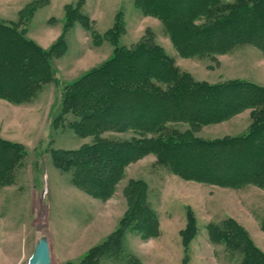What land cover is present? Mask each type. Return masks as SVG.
I'll list each match as a JSON object with an SVG mask.
<instances>
[{"label": "rangeland", "instance_id": "374dc122", "mask_svg": "<svg viewBox=\"0 0 264 264\" xmlns=\"http://www.w3.org/2000/svg\"><path fill=\"white\" fill-rule=\"evenodd\" d=\"M80 1L90 18L89 28L80 22L66 28L68 5ZM22 16L19 28H25L26 36L44 49L50 50L61 36L66 42L51 51L55 78L45 82L30 101L0 98V137L19 142L24 151L11 174L12 182L0 183V264H27L41 236L49 239L52 264H81L91 248L122 227L132 207L144 206L141 200L132 203L134 196L127 187L133 180L144 183L151 221L142 226L132 222L123 230L122 253L114 245L116 257L102 259V264H240L239 250L211 236V225L228 218L236 220L264 253V187L258 184L229 187L186 179L148 154L130 163L113 194L103 197L77 184L76 166L68 169L56 159L58 150L77 149L93 140L71 126V113L64 118V91L114 55L117 42L107 32L118 19L124 25L119 44L130 47L151 37L182 71L200 81L244 79L264 86L261 48L245 44L214 57H184L164 23L145 14L135 0H0L1 19L18 21ZM235 116L202 125L194 134L214 139L246 133L252 110ZM177 127L191 129L183 122Z\"/></svg>", "mask_w": 264, "mask_h": 264}, {"label": "trees", "instance_id": "16d2710c", "mask_svg": "<svg viewBox=\"0 0 264 264\" xmlns=\"http://www.w3.org/2000/svg\"><path fill=\"white\" fill-rule=\"evenodd\" d=\"M183 1L135 3L164 23L184 57H214L245 44L264 51V17H258L264 14V0H191L182 5ZM82 2L68 5L66 28L75 22L89 28L90 18L82 11ZM23 19L0 18V98L15 103L30 101L45 82L55 78L50 55L66 42L61 36L50 50L44 49L26 36L25 28H19ZM123 31L118 19L107 32L117 42L114 55L66 85L64 91V118L71 113V126L79 134L93 137L77 149L58 150L56 159L61 165L77 167V184L110 197L130 163L154 154L159 163L186 179L229 187L250 183L264 187V86L244 79L197 80L182 71L151 37L130 47L119 44ZM247 109L252 110L253 119L242 135L208 139L194 134L202 125L228 120ZM179 122L188 123L191 129H179ZM124 132L132 134L109 136ZM22 147L0 137L1 184L12 182L13 169L24 153ZM141 184L130 181L127 190L134 196L133 204L141 200L144 206L132 207L122 227L91 248L81 264H102V259L116 257L114 245L123 251V230L132 222L142 226L151 221ZM211 226L214 239L239 250L240 264H264V253L236 220L228 218Z\"/></svg>", "mask_w": 264, "mask_h": 264}, {"label": "water", "instance_id": "95a60500", "mask_svg": "<svg viewBox=\"0 0 264 264\" xmlns=\"http://www.w3.org/2000/svg\"><path fill=\"white\" fill-rule=\"evenodd\" d=\"M27 264H52V252L47 236H41Z\"/></svg>", "mask_w": 264, "mask_h": 264}, {"label": "crops", "instance_id": "0c3cea01", "mask_svg": "<svg viewBox=\"0 0 264 264\" xmlns=\"http://www.w3.org/2000/svg\"><path fill=\"white\" fill-rule=\"evenodd\" d=\"M248 110V109H247ZM247 110H245V111H243V112H241V113H239V114H237L236 116H239V115H241V114H243L244 112H246ZM235 116V117H236ZM234 118V117H233ZM232 119V118H231ZM231 119H229V120H231ZM228 121V120H227ZM5 251V250H4ZM5 253V252H4ZM17 258V257H16ZM16 258H13V259H11V260H15ZM10 263H11V261H10Z\"/></svg>", "mask_w": 264, "mask_h": 264}]
</instances>
